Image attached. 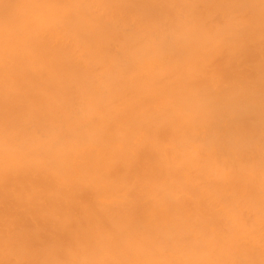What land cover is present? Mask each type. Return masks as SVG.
<instances>
[{"label":"clouds","instance_id":"9594fccd","mask_svg":"<svg viewBox=\"0 0 264 264\" xmlns=\"http://www.w3.org/2000/svg\"><path fill=\"white\" fill-rule=\"evenodd\" d=\"M0 264H264V0H0Z\"/></svg>","mask_w":264,"mask_h":264}]
</instances>
